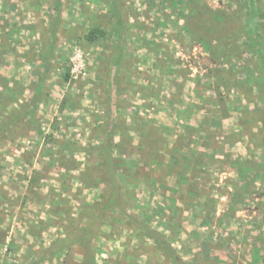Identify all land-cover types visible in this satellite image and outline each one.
Masks as SVG:
<instances>
[{
	"label": "rangeland",
	"instance_id": "obj_1",
	"mask_svg": "<svg viewBox=\"0 0 264 264\" xmlns=\"http://www.w3.org/2000/svg\"><path fill=\"white\" fill-rule=\"evenodd\" d=\"M251 19L264 37V0H0V122L23 113L0 140V264H173L116 212L83 236L108 133L123 205L185 264H264Z\"/></svg>",
	"mask_w": 264,
	"mask_h": 264
},
{
	"label": "trees",
	"instance_id": "obj_2",
	"mask_svg": "<svg viewBox=\"0 0 264 264\" xmlns=\"http://www.w3.org/2000/svg\"><path fill=\"white\" fill-rule=\"evenodd\" d=\"M213 15V14H212ZM212 15H210L212 17ZM59 16V14H58ZM252 32L254 34V42L257 47V61L260 65V70L264 76V37L262 29L255 23L254 19H251L250 23ZM57 23L52 24L51 36L52 40L56 39ZM261 27V26H260ZM209 28V27H208ZM103 35V32L99 30H93L88 36L90 42L95 41L98 34ZM119 64H115L114 68H118ZM115 72V71H114ZM115 83V82H113ZM110 115V114H109ZM23 117V113H9L8 117L4 118L0 122V140L3 139L5 134L10 131L11 128L17 125V122ZM116 144L112 133H108L106 142L103 147L98 149L101 155L100 165L104 170L105 185L102 190L100 201L97 204L96 209L91 213L87 212V216L90 220V226L84 230L83 236L91 234L92 230L98 223H103L106 216L112 211L116 212L119 218L129 224L131 227L136 228L144 237L151 239L158 248L163 251L169 260L173 264H185L182 258L178 255L176 249L172 246L171 242L161 234L158 230L152 229L150 225L144 220L137 217L135 214L128 211V207L123 205V191L119 186L114 166V150Z\"/></svg>",
	"mask_w": 264,
	"mask_h": 264
},
{
	"label": "built area",
	"instance_id": "obj_3",
	"mask_svg": "<svg viewBox=\"0 0 264 264\" xmlns=\"http://www.w3.org/2000/svg\"><path fill=\"white\" fill-rule=\"evenodd\" d=\"M73 65H74V70H75V71H78V69L81 68V67L83 66L82 61H81L80 59H79L78 61H76V60L74 59V61H73Z\"/></svg>",
	"mask_w": 264,
	"mask_h": 264
}]
</instances>
